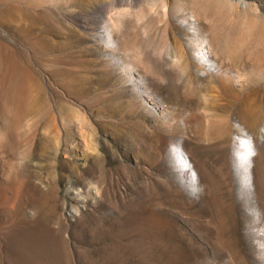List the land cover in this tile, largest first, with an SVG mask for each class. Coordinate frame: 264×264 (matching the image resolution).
<instances>
[{"label": "rangeland", "instance_id": "rangeland-1", "mask_svg": "<svg viewBox=\"0 0 264 264\" xmlns=\"http://www.w3.org/2000/svg\"><path fill=\"white\" fill-rule=\"evenodd\" d=\"M0 264H264V0H0Z\"/></svg>", "mask_w": 264, "mask_h": 264}]
</instances>
